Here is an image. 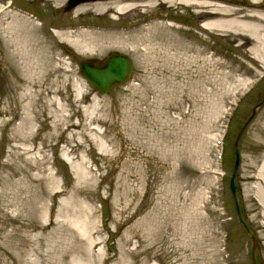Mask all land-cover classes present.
Segmentation results:
<instances>
[{"label":"rangeland","instance_id":"374dc122","mask_svg":"<svg viewBox=\"0 0 264 264\" xmlns=\"http://www.w3.org/2000/svg\"><path fill=\"white\" fill-rule=\"evenodd\" d=\"M231 1L252 8V0ZM53 8L67 14L71 32L97 38L92 51L19 48L14 27L31 33L33 23L0 11V264H252L250 235L253 264H264V218L248 180L264 163V102L238 137L228 188L234 139L264 98V25L253 41L197 30L205 29L204 8L79 17L65 3ZM110 51L129 56L132 72L99 94L77 63ZM28 85L40 93L31 107L36 124L20 134ZM54 113L80 120L81 134L54 128Z\"/></svg>","mask_w":264,"mask_h":264},{"label":"bare ground","instance_id":"6f19581e","mask_svg":"<svg viewBox=\"0 0 264 264\" xmlns=\"http://www.w3.org/2000/svg\"><path fill=\"white\" fill-rule=\"evenodd\" d=\"M45 1L49 2L52 5V7L55 8H61L64 6L65 3V0H45ZM263 2L264 0H252L250 4L254 9L252 8L253 10L248 11L243 15H239L241 14V12L239 11H236L234 9L232 10L231 8L228 9L227 7L219 3L210 2L209 0H91V1L83 0L77 2L75 5L70 7L69 10L72 11L71 15H75L76 17H79L81 14H85V13L97 14V15L100 14L103 15L105 13H115L118 16L119 14H124L125 12H128L130 10H136L141 14H146L147 12L155 11V9L157 8L158 9L165 8L166 6L171 7L173 9H177L179 6L180 7L186 6L190 8H204L206 9V11H204V13L206 14V18H204V20L202 21L203 25L201 26L203 28L213 29L218 31H229L231 33H235L238 35H243L253 41H257L258 39H260L262 35V30H263L262 26L264 25V9L261 8L264 7ZM114 19H116V17H114ZM151 25H154V23H152ZM151 25H147V26L145 25V26L147 28ZM151 30H154V28H151ZM86 31L87 30H76L75 32H71L68 29L67 31L66 30L59 32L56 31V34L57 36H60V38L63 39L64 42H67L68 45H71L72 47H75L77 50L80 51V49L82 48L89 49L90 47H93L92 44L95 45L98 42L97 38H93V40H91L92 38L86 39L85 37H82L85 36V34H87ZM250 50L256 51V47H251ZM86 51L88 52V50ZM261 58L264 59V55H262ZM30 87L31 86L28 85L23 90V92H25L26 95H28L29 97L28 99H26V103L22 106L23 114L21 117V121L18 125L20 134H22L23 132L27 133L29 129H32L36 121L35 120L36 116L32 111L31 107L33 106L34 103L35 94L36 96H38L40 93L34 90L31 91ZM82 89L83 88L81 85L75 84L74 91L76 97H79ZM93 99L91 101L90 108H92V110H95L98 103L95 98ZM49 102L50 104H53L54 108L58 112L63 110L61 101L55 99V101L50 100ZM85 110L86 109H83V114L85 118H87L90 115H87ZM56 116L59 117L56 118ZM49 118L52 126L56 129H59L61 132L65 131L68 137H72V136L74 137V135L78 136L83 131L82 122L78 119L71 120L70 115L67 113L66 114L60 113V115L54 113ZM248 180L256 183L255 186L258 193V199L256 200L258 204H256V206L260 210L261 215L264 218V163L261 166L259 172H257L256 175L249 176Z\"/></svg>","mask_w":264,"mask_h":264},{"label":"flooded vegetation","instance_id":"af4514ba","mask_svg":"<svg viewBox=\"0 0 264 264\" xmlns=\"http://www.w3.org/2000/svg\"><path fill=\"white\" fill-rule=\"evenodd\" d=\"M69 0H65V10L68 11L70 7H67V2ZM210 1H218L222 3L223 5L229 6L231 8H235L236 11L247 13L248 11L253 10L248 6L247 4H244L243 2H232L231 0H210ZM42 2H47L45 0H0V11H12L19 16H22L26 18L28 21L33 23V26L30 27V32L27 33V30L23 29L21 25L15 26V36L14 41H16L17 46L19 48H29L32 51L35 50H48L51 52L58 53L59 56L66 55L68 52V49L66 48V43L63 39L60 38V36H57L56 31H64L68 30L70 28L67 14H64L62 10H55L52 5L43 8H38V5H40ZM232 4V5H231ZM237 6V7H233ZM54 15H58L59 20H56L55 22L51 20ZM200 16L201 19L202 16ZM174 17V16H173ZM167 18L163 15L161 17L162 19H169L168 23L173 24L176 27H181V25H187L190 26V23L188 21H181L180 19H175V17ZM66 21V23H64ZM154 19H158V17H154ZM177 23V25L174 24ZM149 22L147 19H145V25ZM144 25L143 22L139 23L137 27L134 29L138 30L140 26ZM199 23L195 24V28L200 31H206V29H202L201 27L198 28ZM62 28V29H61ZM12 29V28H11ZM7 30V29H6ZM2 35H5V31L2 32ZM1 62L3 65L5 64V59L0 56ZM131 60V59H130ZM0 62V63H1ZM132 63V62H131ZM133 68V65H132Z\"/></svg>","mask_w":264,"mask_h":264},{"label":"water","instance_id":"95a60500","mask_svg":"<svg viewBox=\"0 0 264 264\" xmlns=\"http://www.w3.org/2000/svg\"><path fill=\"white\" fill-rule=\"evenodd\" d=\"M79 1H83V0H69L67 2V6L72 7ZM77 69L79 74L84 79V81L94 91H96L99 94H105L110 90H112L115 86L122 85L123 83H125V81L129 79L132 72V63L129 56H127L126 54L118 51H110L100 60L85 59V58L79 60V62L77 63ZM263 102H264V98L252 108L250 114L243 122L242 126L240 127L234 139L233 142L234 162L228 184V188L231 193H233V184H232L233 174L239 163V153L237 149L238 137L241 134L245 125L253 116L257 107L261 105ZM244 228L246 232H248L247 227L244 226ZM249 237L251 238L250 258L253 264V250H254L255 241L251 235Z\"/></svg>","mask_w":264,"mask_h":264}]
</instances>
